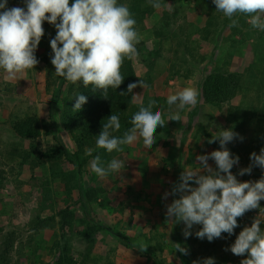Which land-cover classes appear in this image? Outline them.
<instances>
[{"label": "rangeland", "instance_id": "1", "mask_svg": "<svg viewBox=\"0 0 264 264\" xmlns=\"http://www.w3.org/2000/svg\"><path fill=\"white\" fill-rule=\"evenodd\" d=\"M118 3L130 8V0ZM7 6L25 7V3L8 0ZM165 10L136 24L139 55L132 62L136 83L143 80L148 87L135 88L139 94L135 103L167 98L185 87L198 89V103L181 112L180 122H167L165 114L166 126L157 129L152 148H145L139 137L125 145L113 158L125 164L120 173L100 178L91 171L92 159L78 174L63 160L34 163L37 154L55 152L59 143L76 151L75 140L62 127L60 115L64 98H71L82 84L67 81L55 102L53 122L49 119L61 81L51 64L54 26L44 28L35 69L18 74L16 79H8L0 69V264H53L65 244L77 264H204L207 258H213L215 264H240L247 258L233 255L230 246L245 226H251L259 209L239 218L233 235L225 233L209 242L195 236L201 226L194 225L192 235L185 238L183 222L168 221L166 206L174 196H164L180 182L184 168L199 167L197 156L219 149L218 141L209 144L208 140L220 130L231 129L243 137L227 145L233 156L239 157V164L232 169L237 179L256 181L264 175L259 167H253L250 175H239L240 169L252 163L250 154H259L264 148V31L247 21L242 25L243 15H238L237 27H231V22L220 25L216 35L205 41L208 17L217 22L226 19L211 0H170ZM215 70L236 73L242 80L239 94L221 107L205 104L201 96L204 78ZM31 115L39 118L42 128L34 143L21 140L12 130L14 120ZM26 151L30 158L24 161ZM208 163L215 169L213 160ZM53 171L58 177H53ZM80 186L85 190L83 199ZM93 190L98 191L96 202L89 200ZM260 206L264 208V201ZM38 217L50 220V226L35 229ZM98 225L108 230H100ZM141 240L148 244L147 251L134 246ZM176 243L189 254L175 251Z\"/></svg>", "mask_w": 264, "mask_h": 264}, {"label": "clouds", "instance_id": "2", "mask_svg": "<svg viewBox=\"0 0 264 264\" xmlns=\"http://www.w3.org/2000/svg\"><path fill=\"white\" fill-rule=\"evenodd\" d=\"M25 7L9 8L8 0H0V69L8 79H16L18 74L35 69L39 64L36 56L38 45L45 34L43 24L47 22L56 29V35L50 40L51 64L55 74L72 84L91 86L107 98L109 88L117 90L124 82L121 67L125 59L133 60L139 53L136 45L140 36L136 29V20L126 5L118 0H24ZM151 7L160 9L161 0H149ZM216 11L222 12L230 21L231 27L239 25L238 15L247 17V22L255 29L264 31V0H212ZM236 17V18H234ZM147 88L140 80L139 84L130 83L127 93L136 87ZM126 92H120L125 95ZM139 94H133L136 102ZM199 91L195 87L183 90L167 97V122L182 121L181 112L186 107H195ZM73 112L80 111L87 103V97L78 93L75 97ZM155 100H149L147 106L141 105L131 117L132 127L122 137L112 134L121 128L120 118L111 114L96 139V148L107 153L122 152L124 145L133 144L142 138L145 148L150 149L156 143L155 133L164 128L163 107L157 108ZM175 105V111L171 107ZM239 138L231 129L220 130L208 143L219 142V149L196 157L198 168H184L179 183L175 184L169 195L177 196L166 206L168 221L183 222V235H192L194 225L201 226L195 236L209 242L229 236L239 227L238 219L247 212L259 209V215L251 226H245L236 236L230 251L235 256H246L240 264H264V212L260 202L264 201V175L256 181L237 179L232 169L239 164V157L233 156L227 145ZM86 150V155L92 154ZM215 162V169L208 163ZM251 164L242 168L239 175L251 174L253 167L264 171V148L257 154H250ZM125 164L112 159L105 167L100 155L91 161L90 168L98 177L105 178L112 173H120ZM195 185V186H194ZM175 251L188 255V250L179 243L174 244ZM140 251H147L144 241L134 245ZM227 250V249H226ZM204 264H214L213 258H207Z\"/></svg>", "mask_w": 264, "mask_h": 264}, {"label": "trees", "instance_id": "3", "mask_svg": "<svg viewBox=\"0 0 264 264\" xmlns=\"http://www.w3.org/2000/svg\"><path fill=\"white\" fill-rule=\"evenodd\" d=\"M170 0H161L162 6L160 9H154L151 7L149 0H130V12L136 20V24L143 23L147 18L154 15L156 12H165L166 3ZM200 1V0H199ZM212 3V0H211ZM213 4V3H212ZM167 13H165L166 15ZM211 17V18H210ZM242 25L246 24V18L243 15L240 17ZM231 21L226 17L224 21H218L212 16L208 17L206 25L203 29V38L205 41L210 40L215 36L220 25L222 27L229 24ZM52 26L45 22L43 27ZM201 31V30H200ZM200 32L199 35L201 34ZM121 74L124 76L123 84L117 89L113 90L109 88L107 93V98H105L101 91H93L91 86L85 88L84 86L71 98H64V104L60 115V122L64 130L72 136L76 143V151L71 152L67 150L61 143L60 147L55 152H41L34 158V163L39 165L43 160H50L54 163L58 161H67L73 167H75L77 174L81 172L84 165H86L89 160H93L96 155L101 156V160L104 165H106L113 158L118 157L122 152L113 151L112 153H107L104 149L96 148V139L100 131L102 130L103 123L107 122V118L111 114H116L120 118L121 128L119 131H113L112 134L117 137H122L124 132L132 127L131 117L139 110L141 105L133 102V94H135V89L132 93H127V87L130 83H136V71L132 60L125 59L122 67ZM60 86L56 91L55 97L51 103V109L49 113V119L53 122L54 119V109L55 102L61 93L63 86L67 81L60 77ZM261 80L264 83V69L261 74ZM242 86L241 76L236 73H224L219 70H215L207 75L201 84V96L205 104L221 107L232 101L240 92ZM120 92H126L125 95H121ZM80 93L87 97V103L82 106V109L77 112H73V106L75 104V96ZM157 102V108L163 107L164 115L168 114L170 111L167 105V98H154ZM148 101L143 102V106H147ZM264 110V109H263ZM12 130L15 135L21 140L29 141L30 143L36 142L42 135V128L39 118L36 115L27 116L25 118H19L12 122ZM157 135V131L155 136ZM125 146V145H124ZM124 146H122L124 148ZM92 149L91 155H86V150ZM30 158V151H26L23 157L24 161ZM53 177H58L57 173L53 171ZM67 179L64 178V182ZM67 183V182H65ZM84 188L79 187L80 196L84 197ZM97 190L89 192V200L97 201L98 195ZM47 196L50 195V190L46 189ZM50 197V196H49ZM179 198L178 195L174 196ZM50 220L42 219L38 217L35 221L34 228H47L50 226ZM101 230H108L105 225H98ZM1 259L4 257L1 255ZM53 264H77L74 257L72 256V251L68 244L64 245V248L60 256L54 261ZM158 264H161L158 262ZM215 264V260H214ZM219 264V263H218Z\"/></svg>", "mask_w": 264, "mask_h": 264}]
</instances>
